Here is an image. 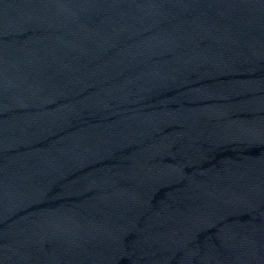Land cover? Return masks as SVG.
<instances>
[{
  "label": "water",
  "instance_id": "obj_1",
  "mask_svg": "<svg viewBox=\"0 0 264 264\" xmlns=\"http://www.w3.org/2000/svg\"><path fill=\"white\" fill-rule=\"evenodd\" d=\"M0 264H264V0H0Z\"/></svg>",
  "mask_w": 264,
  "mask_h": 264
}]
</instances>
